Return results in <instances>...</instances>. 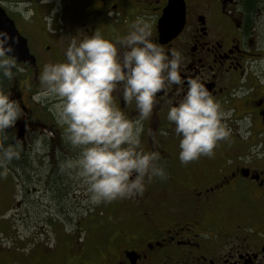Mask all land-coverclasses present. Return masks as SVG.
<instances>
[{
    "label": "flooded vegetation",
    "instance_id": "af4514ba",
    "mask_svg": "<svg viewBox=\"0 0 264 264\" xmlns=\"http://www.w3.org/2000/svg\"><path fill=\"white\" fill-rule=\"evenodd\" d=\"M181 1L183 9L177 7L168 17L163 16L169 0L0 4L35 61L34 66L16 61L23 71L0 80V89L21 106V118L0 138L7 136L5 146L21 145L20 158L7 165V176L17 175L23 187L33 186L44 170L49 176L44 189H53L60 163L79 152L66 142L64 126L48 111L49 104L37 98L43 65L63 61L72 39L79 42L94 31L113 39L126 35L137 17H145L152 23L150 38L169 58L172 49L182 53L184 84L157 94L141 135V148L159 154L155 163L166 177H146L144 193L132 196L125 205L129 214L120 226L111 225V232L88 243L69 240L68 250H62L66 264H264V0ZM25 4L34 12L30 21L13 10ZM192 78H199L220 103L230 135L218 142L213 157L181 164L180 138L167 110L169 102L182 99ZM114 102L129 119L137 118L134 101L125 105L117 92ZM38 137H44V151L34 154ZM11 204L20 207L22 201L12 193ZM54 243L51 249L40 247L30 264H58Z\"/></svg>",
    "mask_w": 264,
    "mask_h": 264
},
{
    "label": "clouds",
    "instance_id": "9594fccd",
    "mask_svg": "<svg viewBox=\"0 0 264 264\" xmlns=\"http://www.w3.org/2000/svg\"><path fill=\"white\" fill-rule=\"evenodd\" d=\"M41 2L47 4L49 0ZM13 10L25 21L34 14L27 4L13 6ZM151 36L150 18L137 17L126 35L108 39L94 31L79 42L72 39L63 61L43 65L37 98L49 104L48 111L64 126L66 142L79 149L75 158L60 163V169L75 171L85 186L86 202L93 206L142 195L146 177H166L164 168L155 163L159 154L141 148V135L143 121L153 114L157 94L184 84L183 57L179 50L172 49L169 58ZM15 43V38L0 29V80H12L23 71L14 58ZM117 92L125 105L135 102L137 118L129 119L117 107ZM223 116L220 103L201 80L188 79L182 99L169 102L167 110V120L174 124L180 138L181 164L214 156L218 142L230 135ZM20 118L18 101L0 89V134ZM7 139L0 138V177L7 176V165L21 154L19 141L5 146ZM43 140L38 137L34 141V154L44 151Z\"/></svg>",
    "mask_w": 264,
    "mask_h": 264
},
{
    "label": "rangeland",
    "instance_id": "374dc122",
    "mask_svg": "<svg viewBox=\"0 0 264 264\" xmlns=\"http://www.w3.org/2000/svg\"><path fill=\"white\" fill-rule=\"evenodd\" d=\"M225 124L227 126V122ZM238 129L241 131L243 127L238 126ZM38 174L33 186L26 184L23 187L17 175L0 179V192L6 191V197L0 196V264H30V258L34 256L33 262L37 259L35 252L40 247L51 249L55 240L59 249L55 254L58 264H66V254L62 250H68L69 240L85 238L88 243V240L100 238L99 235L113 230L111 225L114 223L120 226L129 214L125 205L132 197L95 206L87 203L85 186L75 171L58 173L59 184L46 190L43 182L49 176L44 170ZM12 193L17 202L22 201L20 207L9 205ZM48 216H56V219Z\"/></svg>",
    "mask_w": 264,
    "mask_h": 264
},
{
    "label": "water",
    "instance_id": "95a60500",
    "mask_svg": "<svg viewBox=\"0 0 264 264\" xmlns=\"http://www.w3.org/2000/svg\"><path fill=\"white\" fill-rule=\"evenodd\" d=\"M177 7H180L181 10L183 9V3L181 0H169V4L165 10L163 17H168L169 14L173 13ZM164 23L163 19L160 21ZM182 23V22H181ZM0 29L6 30L9 35L15 38L18 43H15L13 46L15 48V59L18 62H26L27 64H32L34 66V58L29 54L28 49L26 47V42L22 39L15 27L13 22L7 17L5 12L0 8Z\"/></svg>",
    "mask_w": 264,
    "mask_h": 264
}]
</instances>
